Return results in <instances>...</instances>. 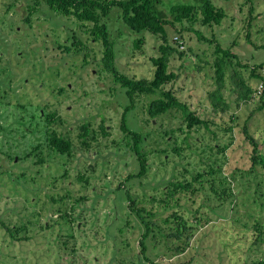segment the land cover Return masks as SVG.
Instances as JSON below:
<instances>
[{"label":"rangeland","instance_id":"374dc122","mask_svg":"<svg viewBox=\"0 0 264 264\" xmlns=\"http://www.w3.org/2000/svg\"><path fill=\"white\" fill-rule=\"evenodd\" d=\"M254 1L253 14L259 16L252 20V28L248 26L250 4L243 0H217L216 4L227 12L221 24L195 25L207 38H216L238 56L231 57L233 65L225 77L226 111H216L209 96L217 87L212 69L215 43L201 40L196 32H185L184 47L180 49L191 46L192 50L185 58L175 53L169 59L170 70L178 77L166 89L174 91L196 115L210 120L209 129H193L188 145L184 142L187 123L180 112L171 111L151 121L147 94L137 97L135 106L126 110L131 102L125 89L115 81L113 72L102 70L101 41L90 38L86 46L65 52L59 44H70L68 34L76 31L81 38L88 36L75 18L42 12L29 24L25 21L24 0H0V264H141L139 239L144 225L129 205L127 190L139 207L146 208L145 212L156 214L154 219L164 234L172 232L163 221L172 210L165 212L158 202L166 197L171 182L195 177L208 168L209 161H216L221 168L217 178L226 177L233 192L235 185H242L252 200V189L261 179L257 181L253 173L247 172L253 147L244 128L247 126L257 139L261 137L264 97L239 103L240 81H236L235 71L255 88L259 80L253 69L264 61V0ZM13 2L15 9L8 14L9 3ZM185 2L195 0H161L158 7L161 14L170 17L171 5ZM109 23L118 69L137 79L151 78V58L159 54L163 40L150 32H131L116 16ZM176 29L169 28L172 41L179 35ZM137 38H144L138 46ZM255 73L259 74L260 69ZM34 108L56 112L52 128L72 140L70 153L48 151L43 127L25 124L15 133V120L21 115L29 117ZM85 123L91 130L88 136L82 135ZM123 123L133 131L142 130L144 135L140 142L147 158L144 176L129 179L139 172L140 165ZM101 125L107 127V135L102 133ZM94 131L96 137L92 139ZM38 144L43 145L40 155L47 157L44 164L36 163L34 155L23 158ZM175 147L183 149L175 151ZM10 153L16 155L15 161L8 157ZM81 177L89 179L85 188ZM208 184L195 182L200 191L176 195L182 196L178 207L185 215L207 209L211 216L210 221L201 224L192 215L193 237L187 249L175 253L176 246L185 243L157 235L147 241L148 255L156 262L264 264V239L257 242L253 228L238 227L248 220L242 216L241 207L239 214L233 201L217 199ZM68 192L74 194L70 200L53 199ZM83 195L84 199L77 200ZM60 208H67L71 219L61 218L64 212Z\"/></svg>","mask_w":264,"mask_h":264},{"label":"trees","instance_id":"16d2710c","mask_svg":"<svg viewBox=\"0 0 264 264\" xmlns=\"http://www.w3.org/2000/svg\"><path fill=\"white\" fill-rule=\"evenodd\" d=\"M27 4V15L25 21L31 24L33 22L32 17L34 15L41 14L45 12L48 16L50 14H55L57 17L67 16L75 18V22L79 25L80 28L88 33L86 39L81 38L76 31H73L72 34H68L70 44L64 42L59 44L64 48L65 52H72L73 48L86 46V41H90V38L95 41H101L104 46L103 57L100 60L102 62V70L111 71L114 74V79L125 89V93L129 98L131 104L126 107V110L129 111L132 107L135 106V100L137 97L143 94H147L150 99V102L147 106V113L151 118L158 119L165 116L171 111H177L181 113L183 121L187 123V135L184 139V142L188 145L189 139L193 129L199 126H205L210 128V120H206L201 116H198L193 112L186 102L180 100L174 91L166 89V85L177 79L178 75L175 71L170 70L169 59L175 53L179 54L181 57L185 58L188 56V51H191V46L188 47V50H182L180 47L181 43L175 39V41L170 38V26H175L176 31L179 33V36L182 38L183 33L192 32L197 33L201 40L207 41L211 44L215 43V59L212 63V69L215 68V75L213 76L217 84L216 89L210 92V99L213 104V107L216 111H226L227 102L223 93L225 88V77L228 72V69L232 68L233 61L232 56L238 57L231 52L230 48H225L223 45L216 39H209L200 30L195 28L196 24L209 25L221 24L223 19L227 16L225 8L220 7L216 4L217 0H195V2H185V3H176L172 4L170 7L171 16L167 17L160 13V8L158 7L161 0H24ZM230 1V0H224ZM243 3L250 4L248 13L251 15L250 20H248L249 28H252L254 24L252 20L257 18L259 15L254 16L255 11V1L254 0H243ZM15 9V3H9L7 13L9 14L10 10ZM113 16H116L120 21L125 24V26L134 33L143 34L145 32H150L156 37H159L163 40L159 47V54L151 58V61L154 65V72L151 78H135L123 74L117 67L116 58L117 53L115 49V40L111 36L110 30V20ZM250 33V32H249ZM250 35V34H249ZM250 38V36H248ZM144 38H137L136 45H140L143 42ZM250 40V39H249ZM184 43V42H183ZM75 51H79L75 49ZM88 51V50H87ZM86 51V52H87ZM87 55V54H86ZM196 55H199L196 53ZM239 65L243 66L241 62H238ZM264 67V61L255 65L253 69L254 75L258 78V83L255 88L252 85H249L245 79L239 78L237 72L236 81H240L239 85V99L238 102L250 103L254 100L255 97H264V90L261 94L257 93V87L261 81L264 80V74H262V68ZM260 69V73L256 75V71ZM155 95L156 97H154ZM236 114H234V117ZM42 119L40 121L39 119ZM36 120V121H35ZM235 120V118H234ZM57 121L56 112H48L45 110H34L30 113L29 117L21 115L15 120V130L24 128L25 124L35 125V127H43V131L46 134V145L48 151H55L60 153H70L73 147V142L69 137L65 135H60L52 125ZM180 130H183L182 126H179ZM2 129V128H1ZM42 130L41 128H39ZM83 136H88L91 133L89 123L83 125ZM102 133L107 135V127L101 125ZM122 129L126 133V138L133 141L132 148L133 151L138 155L140 170L136 175H131V177L137 176L141 177L146 174L147 170V158L145 154L140 150V142L143 138L142 130H131L125 123L122 124ZM11 133L12 129H9ZM16 131L15 133H17ZM172 132H175L174 130ZM246 137L250 140L249 142L252 145V152L249 155L248 159L251 161V165L248 168V173H253L255 175V180L260 178L258 182L255 183V189H252L253 198L252 200L245 193V190L242 189V185H235L237 190L234 192L233 188L230 186L226 177L217 178V173L221 171L220 166H216V161H209L208 168L204 169L203 172L197 173L195 177L191 179L186 178L183 181L171 182L172 187L168 188L167 195L165 198L161 199L158 204L162 205L165 212H168L171 208L172 214L164 219L165 223H168V229H171L172 232L166 234L163 233L162 227L158 225L154 219L156 214L152 211L145 212L146 208L139 207L136 198L131 194L128 189L126 192V197L131 202L129 205L135 214L141 219L142 224L144 225V232L142 233L139 239V248L140 252L138 259L142 262L144 260L145 264H182L181 262H156L151 256L148 255V244L147 241L149 238L156 237H174L180 242L185 244H178L175 248V253H180L187 249L193 235L191 234L194 223L191 222L192 215L197 223L205 224V222L210 221L211 216L206 210L197 209L196 211L185 215L184 212L178 207L179 201L182 196L177 194H195L197 191H200V188L195 186V182L204 183L207 181L208 187L211 192L215 195L217 199L220 200H230L233 201L235 206L234 210L240 214V207L243 210L242 216L248 219L246 222H242L240 217L237 216V220L242 222L240 228L250 229L253 228L256 235V241L259 242L264 239V173L262 170L264 168V132L259 139L256 135L250 134L247 126L244 128ZM166 133H168L166 131ZM92 139H95L96 132L94 131L91 135ZM42 144L35 146L31 152L26 154L25 157L34 155L38 160L36 163L44 164L47 161L46 156L40 155V150ZM86 148H89L86 145ZM183 147H175V151H179ZM8 157L15 161L16 155L8 154ZM19 160H22L19 157ZM19 162V161H18ZM17 162L18 165L19 163ZM206 173V174H205ZM243 173V172H242ZM23 175V173L21 174ZM208 177H207V176ZM210 176V177H209ZM219 179V180H218ZM219 182H221L219 184ZM81 183L83 187H87L89 179H83L81 177ZM204 185V184H203ZM251 183L249 184V186ZM73 193L68 192L65 195H62L60 199H53L57 202H64V200H70L73 197ZM190 195V194H189ZM85 196H81L77 200L84 199ZM169 198V199H167ZM175 199L174 202L172 200ZM151 201L157 202V199H151ZM193 202V201H192ZM196 203V202H193ZM172 204V205H171ZM171 205V206H170ZM180 206V205H179ZM260 208V210L258 209ZM64 213L61 214V218L71 217L67 208H60ZM257 210V211H256ZM173 219H170L171 217ZM173 222V223H172ZM170 223H172L170 225ZM190 223V224H189ZM234 225L236 223L234 222ZM237 226V225H236ZM9 230L13 228L11 226H6ZM133 263V262H132ZM234 264H261V262H248V261H236Z\"/></svg>","mask_w":264,"mask_h":264},{"label":"built area","instance_id":"2783aa9c","mask_svg":"<svg viewBox=\"0 0 264 264\" xmlns=\"http://www.w3.org/2000/svg\"><path fill=\"white\" fill-rule=\"evenodd\" d=\"M175 39H177V41L182 44L181 47H184V43H183L184 41L179 35L175 36ZM262 74H264V67L262 68ZM263 90H264V80L259 83L257 87V93L261 94Z\"/></svg>","mask_w":264,"mask_h":264}]
</instances>
